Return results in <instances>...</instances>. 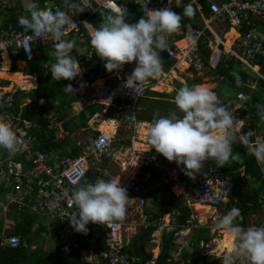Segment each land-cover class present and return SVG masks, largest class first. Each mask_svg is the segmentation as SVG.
<instances>
[{
    "label": "built area",
    "instance_id": "obj_1",
    "mask_svg": "<svg viewBox=\"0 0 264 264\" xmlns=\"http://www.w3.org/2000/svg\"><path fill=\"white\" fill-rule=\"evenodd\" d=\"M38 1L40 0H35L36 3ZM81 2L83 5L91 6L80 13L86 15L84 19L80 17L79 13L74 15L73 10L65 6V0H47L42 5L44 7L51 5L53 10L58 7L73 16V22L77 24L78 28L69 29L67 35L83 36L82 28L84 27L90 37L91 29L83 23H90V18L95 16L101 8L107 9L105 0H81ZM122 2L133 3L142 8L140 5L146 0H116L118 4ZM27 3L28 0H0V56L6 52L10 57L16 58L18 54L22 53L29 62H32L41 57L40 48H44L52 63H55L52 42L35 38L19 24L20 18L28 15ZM196 3L198 7L195 16L201 20V26L191 31L189 41H185V47L179 45L182 39H179L178 36L183 34L181 28L182 31L179 30L168 37L167 51L164 52L168 60L173 64H183L186 67L185 71H192L195 74L203 73L206 66L199 55V44L207 36L210 68H217L224 64L225 68L229 70L231 69L230 62H234L236 72H252L259 79L264 80V75L260 73L264 72V0H223V2L196 0ZM166 6H170L176 12L179 5L174 4L172 0H150L147 5L149 9L153 10ZM206 6L209 7L207 16L205 15ZM9 12H12V15L7 18L5 13ZM14 17L18 21L17 24L10 21ZM226 22L229 23L230 28H234L236 31V37L229 51L225 47L224 41L218 37V31L227 34L229 25L224 29L223 27H214L217 23L223 25ZM246 27L249 28L247 31H245ZM29 48L30 51H28ZM77 60L86 64H97L101 61L93 53L92 48L79 51ZM258 60L263 67L257 65ZM101 63L104 62L101 61ZM134 67L135 62L126 65L125 72L129 75ZM124 81L125 79H122L115 84H103L99 90L90 94H87L84 89L76 91L78 99L73 108L75 115L85 112L90 107H98L99 110L95 116L110 120L114 123L115 129L113 133H107L93 125L89 126L88 131L91 136L88 138V142L78 143L77 147H81V150L75 155L72 150L64 153L62 152L64 149L35 150L36 139L33 134L35 123L11 113L20 88L14 87L11 90H6L0 86V115L10 123L18 138L17 150L14 154L21 156L25 152L30 153V157L27 156V158L32 159L33 164L30 166L28 163H20L13 157L6 159L4 156L6 150L0 148V220L4 219L7 224L4 226V231L15 225L14 220L7 218L8 213L23 214L29 211L31 214L55 220L60 227L57 245L62 255L68 256L74 250H79L83 240H88L92 251L89 253L82 251L81 256L85 259L88 257L89 263L138 264L140 259L124 253V249L138 236L140 229H147L152 225V216L146 212L147 199L144 198V195H149L156 188L167 187L178 189L186 201L192 198L191 204L198 203L216 208L230 200L234 182L230 176L216 170L213 166H208L205 173L193 183V186L185 187L180 179L179 167L167 168L158 165L154 157L148 155L143 149L137 148L133 156H127L124 159L123 167L133 173L124 185L127 193H130L128 194L129 200L126 205L125 217L130 216L133 213V210L130 209L135 208L139 213L140 221L139 223L138 220L133 222H137L138 226L127 224L124 220L125 217L122 221H116L111 226L89 223L87 234H83V240L79 238V233L75 232L69 223L74 215H78V209L71 204L72 193L89 182L90 171L96 173L92 183L105 177L106 172L100 165L104 159H113L120 152V149L115 146V141L127 144L129 141L133 142L136 134H132L134 137L130 139L119 138L118 132L121 127L125 129L130 127V129L128 128L129 132L132 127L136 133L138 132L136 128L139 125V115L142 110L140 101L149 87V82L131 91L124 88ZM250 104L249 96L240 95L233 103L229 104V109L237 120L236 113L247 111ZM57 123L58 119L55 118L53 124L48 126L49 130H53V125ZM262 123L264 124V122ZM97 163H100L99 167H96ZM178 216V212H171L166 215L167 223L161 219L154 225L161 232L174 230L178 225ZM185 226L190 229H183V231H191V228L198 227L195 217L192 216L187 220ZM183 231L174 234L173 244L179 248L176 250L177 252L172 253L167 263H183L181 250H179L183 242L181 237L178 240L175 239ZM155 233L152 239H156ZM21 241L19 237L13 236L5 239L4 242L8 247L17 249L20 247ZM151 264H155V261Z\"/></svg>",
    "mask_w": 264,
    "mask_h": 264
},
{
    "label": "clouds",
    "instance_id": "obj_2",
    "mask_svg": "<svg viewBox=\"0 0 264 264\" xmlns=\"http://www.w3.org/2000/svg\"><path fill=\"white\" fill-rule=\"evenodd\" d=\"M189 1H186L189 2L187 4H185L186 2H179L177 11L184 8L182 16L173 11L170 6L155 10L149 9L147 5L150 0H146L145 3L140 5L143 9L140 19L135 23H130L126 19L129 13L124 5L116 3V0H105L107 12L103 15L100 26L93 27L91 23H83L91 29V47H81L77 53L83 49L92 48L93 53L104 62V68L109 73L122 71L125 65L135 62L134 69L125 78L124 88L133 91L146 85L151 79L160 76L163 72V60L160 54L167 51L168 37L180 30L184 17L195 15L198 4L196 0ZM65 6L72 9L74 15L91 7L90 5H83L81 0H65ZM26 8L28 15L20 18V26L30 32L35 38L52 42L54 49L52 54L55 56L56 62L51 66V78L60 82L73 81L77 77H82L83 70L79 65V63L82 64V61L77 60V55L76 57L72 55L76 41L65 39L69 29L78 28L77 24L73 22V16L58 7L53 10L51 5L43 6L42 8L39 5V1L36 3L35 0H28ZM196 18L197 20L199 19L198 17ZM231 29L234 28H227V33ZM185 35L183 32L180 37ZM28 51H30V48ZM101 61L97 64L87 65L97 66L101 64ZM84 86V83L80 84V88ZM63 89L70 94H75L76 91L71 83L67 84ZM174 104L175 111H172L168 116H159V114L154 116L152 122L148 124L146 135L147 143L151 146L149 150H154L155 153L162 156L169 163L175 162L177 166H183L179 168L181 172L180 179L184 183L183 186H193V183L202 177L208 166H213L218 170L213 164L206 163L209 160L220 166L230 160L241 161L240 154L233 151V145L236 143L246 146L248 154L254 157L257 164L264 165V138L256 137L255 131L251 129L247 132H242V127L245 126L244 120H236L233 114L223 105L217 93L211 88L201 84L190 87L185 83L176 92ZM140 106L142 108L141 101ZM256 108L260 119L264 120V104H257ZM11 113L15 115L14 112ZM35 125V129L43 130L40 124L35 123ZM48 126L49 124L46 123V127L49 130ZM54 128H56V125H53V130L49 131H55ZM253 137L256 138L253 139ZM17 141V135L10 123L0 118V148L14 153L17 150ZM146 153L152 156L149 152ZM157 164L159 165L158 162ZM161 164L169 168L167 164ZM182 171L190 180L193 179L190 185H187L189 182L182 178ZM91 172L93 171H90V174ZM164 188L168 191V194L175 196L169 188ZM174 190L179 192L176 188L172 192ZM179 196L183 201L184 197L180 193ZM128 200L127 190L125 186H121L120 177L112 180H104L103 178L98 179L95 183H87L72 193L71 204L78 209V215H74L72 220L69 221L70 226L75 232L79 233L80 239V236H82L83 240V234H87V225L89 223L111 226L116 221H122L126 214ZM182 203L187 208L185 203ZM207 207L215 209L212 206ZM189 209L192 212L189 218L182 224L178 222L176 229L163 232L173 231L175 234L180 229H190L185 226V222L192 216L195 217V223L198 227L191 228L190 238H193L198 231H206L207 225L201 227V223L198 222L193 208L190 207ZM171 212H178V210ZM11 213L16 212L8 213V219L18 218L20 221L22 214L16 213L11 218L9 215ZM31 216L36 217L39 215L32 213ZM241 219L240 210L234 207L220 217L215 224L216 229L224 232L231 241L223 261L219 262L217 258L204 253L201 256L213 258L215 264H237V262L239 264H264V226H251L245 229L239 223ZM1 220L5 224L4 219ZM56 225L58 224L56 223ZM57 227L55 231V247L58 244V230H60V227ZM5 232L4 237L6 236ZM153 241L155 243H152ZM83 242L88 243L90 247V250L83 252L89 253L92 251L89 241L83 240ZM173 242L174 239H172V245H174ZM151 244H157L156 239H152ZM28 245L22 244L21 241L20 247H28ZM187 249L193 253L195 248L190 245ZM173 252L174 250H172L170 256ZM224 253H226L225 250ZM139 259L141 262V258ZM158 259L159 257L157 259L153 257L152 261L147 264H151L153 261L156 264ZM85 260L88 262V257Z\"/></svg>",
    "mask_w": 264,
    "mask_h": 264
},
{
    "label": "trees",
    "instance_id": "obj_3",
    "mask_svg": "<svg viewBox=\"0 0 264 264\" xmlns=\"http://www.w3.org/2000/svg\"><path fill=\"white\" fill-rule=\"evenodd\" d=\"M44 1L45 0L39 1V5L42 6V2ZM186 1L189 0H183L182 2ZM217 1L223 2V0ZM119 4L124 5L128 9L129 16L126 19L130 23L137 22L143 14V9L137 7L133 3L122 2ZM208 8V6L205 7L206 16L209 13ZM106 12L107 9L101 8L95 16L90 18V23L95 27H99L103 20V15ZM80 17L84 19L86 15L80 14ZM191 17L195 19L196 16L193 15L185 17V19L182 20L184 34L190 32V27H192ZM10 21L14 24L18 23L16 17L11 18ZM198 26H200V22L196 24V27ZM248 29L249 28L246 27L245 31ZM82 32L84 33L83 36L69 34L66 37L67 40L76 41L75 47L72 50V55L75 57L78 49L81 47H91L90 37L86 33V29L84 27L82 28ZM208 43L209 40L207 36H205L199 44V55L202 57L207 69L210 68ZM40 49L41 57L37 58L35 61L29 62L22 53L18 54L15 59V62L27 63L29 65V70H24V73L30 77H36L38 79L39 89L29 94L19 92L16 95V101L12 111H14L15 116H19L21 119L34 121L43 127L42 131L38 128L35 129V150L52 151L56 149H64L66 145H69L66 143L65 139H63V141H59L56 137V131L50 132L46 127L45 117L47 115V108L50 106L52 109H56L57 112L65 110V116H67V111L72 109V104H74L78 99L76 91L78 89H85L87 94L92 93V85L99 79H102V77L109 72L105 70L104 63L97 66L87 65L86 71L82 77H77V79L73 81L57 82L51 78L50 70L53 63L47 50L44 48ZM160 55L163 60V70L171 69L174 65L173 62L168 60L164 52ZM230 64L231 69L229 70L225 68L224 64H221L216 69H211L210 73L215 80L220 83L223 90L229 89L233 91L235 93V98L240 95H248L251 97L252 100L249 110L236 113V118L244 120V132L251 129L255 131L256 137L264 138V128L261 126L259 127L260 122L264 120L260 119L256 108L257 104H264V80L259 79V77L252 72H236V64L234 62H230ZM257 65L263 67L259 60L257 61ZM260 73L264 75V72L261 71ZM69 83H71L73 88L76 89L75 94H70L63 89ZM81 83H84L85 85L83 88H80ZM200 83V81H197L196 85ZM3 85L7 86L8 83L5 82ZM165 97L166 96L163 94L147 91L141 100V103H143L147 112H141L142 115L140 116V119L152 122L154 116L157 114H159V116H168L172 111H175V104H170L168 101H161ZM167 98H171L174 101V97ZM27 100H33L34 102L27 107H24L27 105ZM222 103L231 112L229 109V102L222 101ZM40 105L42 108L39 109L38 106ZM98 110V107H90L86 110V112L81 113L78 116V118L82 117L80 123L77 122L73 124L72 121L70 123L74 126L71 128L64 126V130L68 132V137L82 128L88 130V122L90 118L96 115ZM177 114L179 115V113ZM37 130L39 131L38 133ZM256 137H253V139ZM137 148H140V146L137 145ZM80 150L81 147L75 146L72 153L74 155L78 154ZM233 151L234 153L240 154L241 161L230 160L223 166L218 165L212 160H209L206 163L213 164L218 170L230 176L234 182L232 193L230 195V205L228 208H238L241 215L243 214L244 216H249L252 212L261 211L264 208L262 202L264 199V165L257 164L254 157L248 154L247 147L240 143L233 145ZM27 156L30 157V153L25 152L23 155L19 156L18 159L20 163H28L30 166H33L32 159H28ZM103 163L104 161L100 165L101 167ZM88 175L93 179L92 174L89 173ZM182 178L186 181L190 180V178L183 174V171ZM154 192L153 200L150 203L153 205V209L149 210L151 213L148 211L152 216V225L147 229H142L139 236L131 242L129 247L124 249V253H128L133 257L136 256L137 258H141V262L138 264H147L153 259V254L147 250L151 244L154 232L158 230V227L155 226L154 223L159 222L164 218L165 214L170 213L173 210H178L180 213L178 218V222L180 224H182L192 214L191 210L186 208L177 197L168 194V191L164 187L156 188L154 189ZM144 198L149 200V195H144ZM15 214L16 213H11L9 215L13 218ZM34 219L35 218L31 216V213L27 211L21 215L20 221L13 228H11V231H8V233L5 232L6 236H18L21 239L28 240V247L21 246L17 249H11L2 245L4 240V231L3 221L0 220V264H90L80 256L81 251L90 250L88 243L85 242H82L79 250H74L68 256L60 253V249L57 244L54 251L51 253L43 254L41 250L31 252L33 241L30 238L34 228ZM38 230L41 231L40 228ZM205 233V230H201L195 234L192 238L195 246L199 245V243L203 240H206V242L210 241V238L207 237V234L205 236ZM173 234V231L163 234L164 241L162 251L159 259L156 261V264H174L167 263L171 250H173ZM80 237L82 239V236ZM22 244L24 243L22 242ZM199 252L200 250L197 247L194 249L193 253L190 251H183V263L176 264H215L213 262V258L202 257ZM97 264L105 263L99 262Z\"/></svg>",
    "mask_w": 264,
    "mask_h": 264
},
{
    "label": "rangeland",
    "instance_id": "obj_4",
    "mask_svg": "<svg viewBox=\"0 0 264 264\" xmlns=\"http://www.w3.org/2000/svg\"><path fill=\"white\" fill-rule=\"evenodd\" d=\"M41 7L43 8V6H41ZM179 12H184V8L179 9ZM5 15L7 18H10L12 15V12L5 13ZM195 20H197L196 17H195V19H193L191 17V24H192V27H190L191 29L192 28L194 29L196 27V24L198 23V21L196 22ZM228 25H229L228 22L224 23L223 25H221V23H217V24H215L214 27H217V28L223 27V29H224L225 27H228ZM232 30L233 29H231L229 32H231ZM191 31H190V33H191ZM227 34H224L223 31L222 32L218 31V35L223 41H225V35H227ZM227 42H225V43H227ZM180 65H181V63H175L173 65L172 69L176 68L175 71H172V69H170L168 71L163 70L164 71V72H162L163 74L161 73V75L158 76L159 83L156 85V87H154V90H152V91L158 92V93L163 94L164 96H167V97H171V96L175 97L176 92L185 83H187V85L191 87L193 85H196L197 81H200L201 85L208 86L213 91H215L217 93V95L220 97L221 101L233 103L236 100L235 93L229 89L223 90V87L211 75L209 69L206 68V70L201 74H195L192 71H185L186 67L184 66L185 68H182ZM172 72L175 73V75L172 74ZM26 82L28 84H34L33 82L30 83L29 80H26ZM101 82L102 81L93 84V88H97V90H99L103 86V82L102 83ZM154 82L156 83V78H155ZM25 83L23 86H25L27 84V83L26 84ZM100 83H101V85H100ZM8 90H11V89H8ZM161 101H165V98H163ZM47 111H50V112L45 117V123L51 125L54 122L55 118L59 119L58 123L56 124V128H54V130L56 131V135H57L56 137H57V139H59V141H63V139H65V137H67V139H65V141L69 145L73 142L76 143L77 141H79V139L82 142H88V138L91 136V133L87 130L86 131L82 130V131L78 132L79 135H76V136L70 135L69 137H68L65 130H63V129L59 130V122L61 121L60 119L65 117L67 120V116H65V110H60L57 112L56 109L47 108ZM11 112H14V111H11ZM80 120H82V117L78 119L79 123H80ZM64 124L63 125L65 127H67V126L69 127V125H70V123H67V122ZM140 127H141V125H138L136 129H138V131H139ZM38 132L39 131L37 130V133ZM242 132H244V128L242 129ZM138 134H139V132H138ZM121 137H123V133L119 132V138H121ZM75 139H76V141H75ZM115 146L118 148H125L126 144L121 142V141L120 142L115 141ZM140 149H143V148L141 147ZM67 151H70V150H69V147L67 149V145H66L64 147V152H67ZM4 156L6 159L9 157L10 158L13 157L18 162H20L18 159L19 156H16L14 153L9 152L8 150H6L4 152ZM124 170L125 169L123 168V165H121L120 167L118 165H115V169L113 171L114 178L118 179L120 177V184L123 187L126 184V182L128 181V179L125 180L126 177L124 176ZM128 173L130 175L131 171ZM173 192L175 193V195L178 194V192H176V191H173ZM154 193L151 196V199H150V197H149V200L147 199L146 212L153 209V205L150 203L153 200ZM195 208L197 210H199L198 205ZM130 210L131 211L133 210V213L130 216L129 215L126 216L124 220L129 225L138 226V224H135V222H133V221L138 220V223H139V221H140L139 213L135 208L130 209ZM213 211L215 213L212 215ZM200 214H201V212H200ZM208 214H209L208 218H206V220H205L204 217H203L204 219L201 217L200 222L201 223L206 222V225H207L206 232H208L209 234H211L210 232H212L214 237L212 238V241L209 244L202 246V247L200 246V248H203V253L205 255L213 256V257L217 258L219 262H221L224 260V257H225V255H227V252L224 253V250L223 251L219 250V244H217V241L220 242L222 240L223 232L220 230H217L215 227V224L220 217L225 215L224 207L221 206L219 208L212 209V211L209 212ZM34 218H35L34 219V221H35L34 227L36 230L33 231L34 233L32 234V237L30 238L33 241V245L31 247V252H37L38 250H41L42 253H49L55 249V241H56L55 240V231L57 229V225L49 217H46V216L39 215V216H36ZM162 221L164 223H167L166 215L164 216ZM39 226L41 227V231H39L37 228ZM6 227H8V226H6ZM13 227L14 226H10L8 228L11 229ZM165 231H167V230H165ZM163 233L164 232H161V231H158L155 233L156 243L158 245L157 244H154V245L151 244L147 250L148 252L153 254V257L155 259H157L159 257V255L161 254V249H162L161 245L163 244V241H164ZM46 246H48L49 249H47ZM237 264H239V262H237Z\"/></svg>",
    "mask_w": 264,
    "mask_h": 264
},
{
    "label": "crops",
    "instance_id": "obj_5",
    "mask_svg": "<svg viewBox=\"0 0 264 264\" xmlns=\"http://www.w3.org/2000/svg\"><path fill=\"white\" fill-rule=\"evenodd\" d=\"M181 1H183V0H172V2L174 3V4H178L179 5V2H181ZM178 10V8H176V12L177 13H179V14H181L182 16H183V12H179V11H177ZM184 19H185V17H184ZM196 22L198 21V22H200V26H201V20H195ZM182 23H183V21H182ZM200 26H198V27H200ZM195 28H197V27H195ZM181 29L183 30V32H184V29H183V26H181ZM180 29V31H182ZM193 29V28H192ZM192 29H190V31L192 30ZM234 30V29H233ZM230 34V33H229ZM189 37H190V32H187V34L185 35V36H183V37H180V36H178V38L179 39H182L181 41H189ZM218 37H219V35H218ZM220 38V37H219ZM229 39V35H228V37H227V40ZM180 41V42H181ZM217 41H219L218 39H217ZM234 41V40H233ZM225 42V41H224ZM15 57H10L9 55H8V53H3L1 56H0V62H1V70H0V86L1 87H4L5 89H13L14 87H18V88H20V92H23V93H26V94H29V93H31V92H35V91H37L38 89H39V82H38V79L36 78V77H30V76H28V75H26L25 73H24V70L25 71H27V70H29V65L27 64V63H21V62H15ZM209 59H210V57H209ZM209 64H210V61H209ZM79 65H80V67H81V69L83 70L82 71V76L84 75V73H85V71H86V68H87V64L86 63H84V62H82V64L81 63H79ZM125 67H126V65L123 67V69H122V71H119V72H113V73H108V74H106V75H104L103 77H102V79H99L96 83H98V82H100V81H102L103 82V84H114V83H116L118 80H122V79H125L127 76H128V73H126L125 72ZM172 69V68H171ZM175 69L176 68H174V69H172V71H175ZM170 70V69H169ZM164 71H168V70H164ZM163 71V72H164ZM211 72V71H210ZM163 74V73H162ZM172 74H174L175 75V73H173L172 72ZM164 76V75H163ZM26 80H29L30 81V83L31 82H33L34 84H28L27 82H26ZM152 81V82H151ZM155 81V78H153V79H151L150 81H149V87L147 88V90L145 91V93L147 92V91H151V92H154V91H152V90H154V87H156V85L159 83V79H158V77H156V83L154 82ZM8 83V85L7 86H5V85H3V83ZM27 84H26V83ZM101 82V83H102ZM24 83L26 84L25 86H23L24 85ZM101 83H100V85H101ZM85 90V89H84ZM93 91H97V88H93ZM145 93H144V95H145ZM154 93H158V92H154ZM158 94H160V93H158ZM144 97V96H143ZM172 97V96H171ZM170 102V104H174V101L170 98H167V96L165 97V102ZM34 101L33 100H27V105H25L24 107H27L28 105H30V104H32ZM164 102V101H163ZM76 103V102H75ZM75 103L74 104H72V109H70V110H68L67 111V120H66V118L64 117V118H61L60 120V122H59V128L61 127V129H63L64 130V123H70V122H72L73 121V124L74 123H77L78 122V116L79 115H75V113H74V111H73V108H74V106H75ZM141 105H142V108H143V110H142V112L144 111V113L145 112H147V109L146 108H144V105H143V103H141ZM39 107V109L40 108H42V106L40 105V106H38ZM48 108H51L50 106L48 107ZM50 111H47V114L49 113ZM142 114L140 113V115H139V120H140V122L141 123H139V125H143L144 123L145 124H149L150 122H147V121H145V120H141L140 119V116H141ZM0 118H3L1 115H0ZM4 119V118H3ZM59 120V119H58ZM48 121V120H47ZM107 121H110V120H107V119H101V118H97L96 116H93V119L92 118H90V120H89V122H88V126H92L93 125V127H96L97 129H100L101 130V127H102V125L104 124V123H106ZM111 122V121H110ZM262 122H264V121H261L260 122V125H259V127L261 126L262 128H264V124L262 123ZM64 124V125H63ZM73 124H71L70 123V126H69V128H71L72 126H74ZM241 126V125H240ZM245 127V126H244ZM243 127V128H244ZM129 129H130V127H128ZM128 128H123V127H121L120 129H119V132H122L123 133V137L124 138H128V139H130V138H133L134 136L132 135V134H136V137L133 139V142H128V144L127 143H125L126 144V147L125 148H119L120 149V152H118L117 154H116V156L113 158V159H104V163H103V165H102V167L104 168V170H105V172H106V175H105V177H104V180H112V179H115L114 178V175H113V171H114V169H115V165H118L119 167L121 166V165H123V162H124V159L127 157V156H133L134 154V152L135 151H137V145L138 146H140V148L142 147L143 148V150L144 151H146V152H149L150 154H152V156L156 159V161L159 163V165H161L162 166V164L161 163H164V164H167L168 166H169V168H175V167H179V168H182V165H180V166H177V164L175 163V162H172V163H169L168 161H166L162 156H160V155H158L157 153H155V151L154 150H149L150 148H151V146L147 143V137H140L139 136V134H138V132L136 133L135 131H134V129H132V127H131V131L129 132V130H128ZM90 129V128H89ZM88 129V130H89ZM140 129V128H139ZM82 130H85L86 131V129H80V130H77L74 134H72V136H76V135H79L78 134V132H80V131H82ZM87 130V131H88ZM119 132H118V135H119ZM67 133V135H68V132H66ZM146 138V139H145ZM65 139H67V137H65ZM75 141H76V139H75ZM79 142H82V141H80V139H79V141H77L76 143H71L70 145H68L67 146V149H68V147H69V150H73V148L75 147V146H77L78 145V143ZM67 143V142H66ZM60 151H62V150H60ZM125 151V152H124ZM63 153H64V151H62ZM99 164L100 163H97L96 164V167H99ZM124 168V167H123ZM130 170H132V169H130ZM128 172H130V171H125L124 170V176L126 177V179L125 180H127V179H129L130 177H131V175L133 174L132 172H131V174L129 175V173ZM91 174H92V176H93V178H95L96 177V173L95 172H91ZM263 175H264V170H263ZM191 180H193V179H191ZM191 180H189V181H187V182H189V183H187V185H190L191 183H192V181ZM87 183H92V178H90L89 179V182H87ZM86 183V184H87ZM85 185V184H84ZM83 185V186H84ZM174 188H171L170 189V191H171V193L172 194H174L175 195V193L174 192H172V190H173ZM175 191V190H174ZM176 192H178V191H176ZM153 193H154V190H152V192L149 194V197L151 198V196L153 195ZM128 194H130L129 192H128ZM190 194V193H189ZM175 196H177L178 198H179V200L180 201H182V199L180 198V196H179V192H178V194L177 195H175ZM192 197H193V195H192ZM192 201V198L191 199H189V201H186V199H184L182 202H184L185 203V205L187 206V208H193V210H194V212L196 213V217H197V219H198V222L199 223H201L200 222V218H201V216H202V213L200 214V212H201V210H197L195 207L198 205V204H191L190 202ZM262 202H263V206H264V199L262 200ZM229 205H230V200H228V201H226L224 204H222V206L224 207V213H227L228 211H230L232 208H228L229 207ZM200 206H203V205H200ZM205 207H207V206H205ZM211 209H214V208H211ZM215 212L213 211L212 212V215L214 214ZM204 216H206L205 217V220H206V218H208V214H205ZM12 220H14L15 221V224H17L18 222H19V220H18V218H13ZM53 222H55V220H52ZM208 221V220H207ZM5 222V221H4ZM56 223V222H55ZM239 223H240V225L243 227V228H245V229H247L248 227H251V226H255V227H262V226H264V208H263V210H261V211H254V212H252L249 216H244L243 214H242V219L239 221ZM135 224H137V222H135ZM5 225H7V224H3V226H5ZM58 226V225H57ZM202 226H206V222H203V223H201V227ZM207 227V226H206ZM38 229L40 228L41 229V227L39 226V227H37ZM58 228V227H57ZM12 229H5V231L8 233V231H11ZM34 230H36L35 229V227H34ZM33 230V231H34ZM180 231H183V229H180V230H178L177 231V233H179ZM185 231V230H184ZM183 231V233H180V234H178V236L175 238V239H179V237H181V240H182V242H183V245H181V249H179V250H181L182 252L183 251H189V249H187V248H189V246L191 245V246H193L194 248H198L199 250H200V252H199V254L201 255V254H203V248H200V246L202 247V246H205V244H209L211 241H212V238L214 237L213 236V234H212V232H210L211 234H209L208 232H206L205 233V236H206V234H207V237L208 238H210V241H208V242H206V240H203V241H201L200 243H199V245H197V246H195L194 245V243H193V239H192V237L190 238V234H191V231H185L184 232ZM34 232H32V234H33ZM165 233H167V232H165ZM176 233V234H177ZM196 233H198V232H196ZM55 236H56V232H55ZM211 236V237H210ZM9 237H11V236H5L4 237V240H3V246L4 247H8L6 244H5V239H7V238H9ZM32 237V236H31ZM191 239H192V241H191ZM223 239H224V234H223V237H222V240L220 241V242H218L217 241V244H219V250H221V251H223V250H225L224 248H223V246H222V242H223ZM22 242L24 243V244H28V240H26V239H23L22 240ZM46 248L47 249H49L48 248V246H46ZM179 247H175L174 245H173V250H174V252H177L176 250L178 249ZM54 250H52L51 252H53ZM226 251V250H225ZM51 252H49V253H51ZM171 252H172V250H171ZM43 254H45V253H43ZM181 258H182V255H181Z\"/></svg>",
    "mask_w": 264,
    "mask_h": 264
},
{
    "label": "bare ground",
    "instance_id": "obj_6",
    "mask_svg": "<svg viewBox=\"0 0 264 264\" xmlns=\"http://www.w3.org/2000/svg\"><path fill=\"white\" fill-rule=\"evenodd\" d=\"M230 33V34H229ZM227 35H225V47H227V50L229 51V49L232 47V44H233V40L235 39L236 37V31L235 30H232L231 32H229ZM229 35V39L227 40V37ZM185 44L186 42L183 40L179 43V45H181V47H185ZM182 68H185L183 64L180 65ZM147 127H148V124H143L141 125L140 127V130H139V136L140 137H147ZM114 123L113 122H110V121H107L106 123H104L101 127V130L104 131V132H107V133H113L114 132ZM199 206V210L201 209V213H202V218L206 217L204 216L205 214H208L209 212L212 211L211 208L209 207H205V206ZM209 215V214H208ZM203 218V219H204ZM224 234V239H223V242H222V246L225 250H227L226 252H228V249L230 247V244H231V241L229 240L228 236L223 232ZM158 251V250H157Z\"/></svg>",
    "mask_w": 264,
    "mask_h": 264
}]
</instances>
